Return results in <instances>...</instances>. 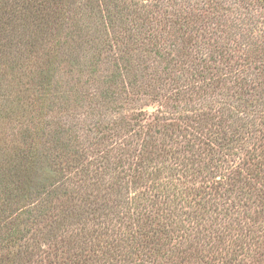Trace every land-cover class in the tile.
<instances>
[{"label": "rangeland", "instance_id": "374dc122", "mask_svg": "<svg viewBox=\"0 0 264 264\" xmlns=\"http://www.w3.org/2000/svg\"><path fill=\"white\" fill-rule=\"evenodd\" d=\"M66 21L88 28L92 43L78 51L75 32L45 38L39 57L65 40L72 50L68 58L81 59L76 68L57 53L45 92L34 84L42 58L24 67L0 61V173L9 177L22 156L43 154L34 167L45 174L52 165L46 150L59 160L51 188L39 197L46 216L31 223L28 208L18 210L0 257L11 253L13 261L4 264L45 263L62 245L68 252L66 241L75 234L80 249L74 251L88 258L86 264H202L227 247L217 233L224 218L219 204L212 216L176 212L172 247L142 242L130 251L115 241L117 230L106 228L136 227L139 213L154 210L165 194L175 198L172 190L181 181L171 179L172 166L184 176L206 170L203 181L216 166L226 172L218 155L195 154L206 147L180 132L221 122L247 125L249 118L258 123L264 0H77ZM5 35L0 32V40ZM64 46L58 51L66 55ZM170 138L175 146L168 152ZM196 178L185 177L198 188ZM230 195L235 260L230 255L224 264H264V201L238 188ZM83 225L92 231L81 236L75 229Z\"/></svg>", "mask_w": 264, "mask_h": 264}, {"label": "trees", "instance_id": "16d2710c", "mask_svg": "<svg viewBox=\"0 0 264 264\" xmlns=\"http://www.w3.org/2000/svg\"><path fill=\"white\" fill-rule=\"evenodd\" d=\"M75 1L77 0L0 1V32L6 33L5 37L0 40V61L3 59H10V65L14 67H24L29 65V62L33 61V59L42 58L41 66L39 67L37 78L34 82L36 88L40 92H45V90L51 86V81L54 77L52 69L58 64L57 62H59L56 58L57 53L62 56L61 60H64L72 67H79L81 60L77 54L76 57L71 58V60L68 58L72 50L70 46H64L65 40H59L62 44H60L59 41H55V47L53 46L48 50H42L43 56L39 57L37 53L41 49L45 38H48V35L57 32V37H60L62 36V34L58 36L60 33L66 34L71 32L72 34V32H75L78 51L82 50L87 44L92 43L90 42L91 39L88 38V28H83L78 23L71 26L68 21H66V14L75 5ZM41 35L42 38H38ZM56 40L58 39L56 38ZM63 46L66 55L64 52L58 51L63 48ZM35 53L37 55H35ZM36 63H38V60L34 64ZM11 69L13 70V67ZM262 93L264 94V90ZM262 98L261 112L257 120H253L258 122L256 125L251 124L249 118L247 125H237V127L233 126L229 128L228 125L221 122L218 123V127L216 128L202 129L199 127H191V131L187 130L188 132L186 133L181 129V137L183 135V137H189V140H191L196 136L195 142H197L198 145L202 144L204 148L206 147L205 149H195V154L200 150H204L206 154L213 153L218 155L220 157L219 163L222 161V164L226 166V172L222 173L220 168L216 166V171L210 174L206 181H203L204 178L202 177V173L206 170L199 169L197 171H189L190 173H187L186 176L196 175V179L201 180L198 184V188H196L194 185H189L188 181L185 179L186 176L181 174L180 170L173 166L170 167L171 179L174 181H181L179 182V186H174L172 190L173 197L175 198H170L169 194H165L167 198L165 201L159 202L160 205L157 206L158 208L156 207L154 210H149V212H145L144 214L139 213L137 217L140 223L136 227L135 225H129L128 228L122 230L118 227H111L101 221L108 226L106 230H117V232H115V241H117L118 244H125V247L130 251L137 250V246L135 245L141 244L142 242H153L158 246L160 243L165 242L163 246H171L173 242L170 236L174 233V220L180 217L176 212L181 211L182 214H193L194 216H212L211 212H213L215 205L219 204L223 207V213L221 215L224 216V218L220 223L217 233L222 237V240L224 238L227 247L221 252L214 251L213 254L205 256L204 259H201V263L224 264L226 260L230 258V255L233 256V260H235V251H232L234 248H230L235 238L231 232L233 229L230 221L236 213L231 212L229 208L230 204L228 201H231L230 194L233 189L238 188L242 193L248 195L250 199L256 202L264 201V95ZM252 106L254 107V105ZM167 141V151L171 152L175 146L174 139L170 138ZM199 147L200 146L195 148ZM45 154H47L44 156L46 162L50 160L52 164L51 166H47L45 174L39 175L37 166L34 167L35 163L42 160L43 154H32L26 157L22 156L19 166H16L14 172L11 173L9 177L5 176L2 172L0 173L2 174V176H0V251L6 249L5 246H3L7 239L6 237L15 230H12V226L9 228V224L13 221L16 222L14 214L18 210L27 207V221L31 223L41 222L46 216V209L44 210L42 207L43 199L39 200V197L45 194L47 189L51 188L56 176L59 160L54 157L53 152H48L46 150ZM240 154L242 156H239ZM95 167L96 168L91 170L93 176L97 175L94 170L98 169L99 166ZM51 179L52 181H50ZM182 179H184L183 182ZM16 185L20 186V188L15 191L14 187H17ZM32 197L37 198L35 201L30 202L34 199ZM31 205L33 208L30 207ZM199 211L202 213H199ZM123 220H125V216H118V221ZM52 222L54 221L52 220ZM135 223L136 221L134 219L133 224ZM76 230L81 232V236L89 234L92 231L87 229L86 226L84 227V225L76 228L75 231ZM51 237L54 238L56 235ZM76 237L78 236L72 234L68 240L66 239L67 245L65 247L67 249L70 248L68 252L65 253L62 245L61 248H58L54 253H48L45 256L46 262H41V264H86L88 258L74 251L77 248L80 249L79 244H77L75 240ZM63 239L64 236L61 239L62 242ZM182 239L183 238H181L179 242H181ZM7 240L9 241L11 238ZM14 240L16 241L18 239L14 238ZM72 241L75 243L71 247ZM177 244L178 242H176L174 246ZM18 253L20 254V252ZM17 257H20V255L16 256V258ZM12 258L10 252H5V254L0 257V264H4L3 260L13 261ZM25 261L21 262V264H25Z\"/></svg>", "mask_w": 264, "mask_h": 264}]
</instances>
